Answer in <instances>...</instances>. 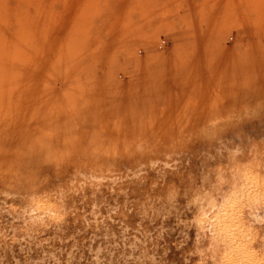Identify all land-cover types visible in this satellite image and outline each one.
Here are the masks:
<instances>
[{
    "label": "rangeland",
    "instance_id": "obj_1",
    "mask_svg": "<svg viewBox=\"0 0 264 264\" xmlns=\"http://www.w3.org/2000/svg\"><path fill=\"white\" fill-rule=\"evenodd\" d=\"M21 8L31 72L0 91V264H264L246 199L242 256L211 248L195 200L238 179L264 203V0Z\"/></svg>",
    "mask_w": 264,
    "mask_h": 264
},
{
    "label": "bare ground",
    "instance_id": "obj_2",
    "mask_svg": "<svg viewBox=\"0 0 264 264\" xmlns=\"http://www.w3.org/2000/svg\"><path fill=\"white\" fill-rule=\"evenodd\" d=\"M10 23L14 24V30L5 28ZM26 26L22 15L21 0H0V91L4 92L5 90L8 93L20 91L23 88V79L30 75L31 71L26 66V60L23 57L25 52L23 51L33 46V42L30 25ZM234 186L235 188L231 192H225L221 188H211L202 194H198L195 197V200L199 202L200 211L197 219L200 228L210 233V245L214 251H217L216 248H213L214 246L224 243L230 250L238 247L240 250L238 254L242 256L244 254L242 245L238 243L235 237H231L233 235L231 223L240 216L235 209L238 204L243 203L246 199L245 203H249V215L253 220L262 222L264 221V203L262 205L261 196L248 198L245 194L246 187L240 185L238 179ZM48 205L46 202L39 203V207L44 211H50L51 204ZM50 214L48 215L51 216ZM36 227L35 229L38 228Z\"/></svg>",
    "mask_w": 264,
    "mask_h": 264
}]
</instances>
